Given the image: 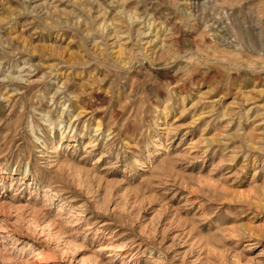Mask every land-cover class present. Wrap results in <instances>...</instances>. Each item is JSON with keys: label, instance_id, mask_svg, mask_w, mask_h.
Masks as SVG:
<instances>
[{"label": "rangeland", "instance_id": "obj_1", "mask_svg": "<svg viewBox=\"0 0 264 264\" xmlns=\"http://www.w3.org/2000/svg\"><path fill=\"white\" fill-rule=\"evenodd\" d=\"M0 264H264V0H0Z\"/></svg>", "mask_w": 264, "mask_h": 264}]
</instances>
